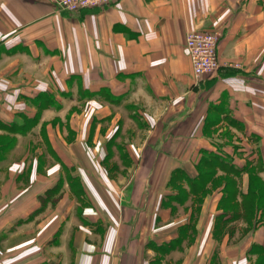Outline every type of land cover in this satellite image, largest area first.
Returning a JSON list of instances; mask_svg holds the SVG:
<instances>
[{
	"label": "crops",
	"instance_id": "1",
	"mask_svg": "<svg viewBox=\"0 0 264 264\" xmlns=\"http://www.w3.org/2000/svg\"><path fill=\"white\" fill-rule=\"evenodd\" d=\"M132 146L143 198L101 183ZM0 264H264V0H0Z\"/></svg>",
	"mask_w": 264,
	"mask_h": 264
},
{
	"label": "rangeland",
	"instance_id": "2",
	"mask_svg": "<svg viewBox=\"0 0 264 264\" xmlns=\"http://www.w3.org/2000/svg\"><path fill=\"white\" fill-rule=\"evenodd\" d=\"M137 138H139V132H133L132 139L135 140ZM127 150L130 151L131 156L129 158H128V152H125ZM155 150L156 148L151 149L146 147L139 149L138 147L132 146L130 149L126 148V150L124 151L123 147H117L113 156L111 155L109 157L110 159L108 163L101 164L99 167L101 177H104L105 180L104 181L101 178V183L105 187H109V185H115V187L117 188V187H123L125 183H127L130 179L131 182L130 185L128 186V188H130V191L132 193L140 192L139 196L140 198H143L144 194L140 191V185H143L144 174L149 173L151 169V158ZM106 176H108V179L106 178ZM106 182L108 184H106ZM121 197L122 195L118 197V194L116 196L117 199H120ZM137 197L138 196L133 195L132 198L133 207H135L134 205L138 203ZM78 202H80L84 206L90 203L89 198L86 196H84L83 199L79 197ZM134 214L135 212L132 211L131 222L134 218Z\"/></svg>",
	"mask_w": 264,
	"mask_h": 264
},
{
	"label": "built area",
	"instance_id": "3",
	"mask_svg": "<svg viewBox=\"0 0 264 264\" xmlns=\"http://www.w3.org/2000/svg\"><path fill=\"white\" fill-rule=\"evenodd\" d=\"M61 12H77L108 5L115 0H50ZM221 33L190 30L186 48L196 77H214L219 70L218 45ZM238 67V65H236Z\"/></svg>",
	"mask_w": 264,
	"mask_h": 264
},
{
	"label": "trees",
	"instance_id": "4",
	"mask_svg": "<svg viewBox=\"0 0 264 264\" xmlns=\"http://www.w3.org/2000/svg\"><path fill=\"white\" fill-rule=\"evenodd\" d=\"M194 187L196 188V187H197V185L193 184V188H192V189H193V191H194V189H195ZM249 208H250V211H249V212H247V215H250V214L252 215L254 211L252 210L253 208H252L251 204H250V207H249ZM251 215H250V216H251Z\"/></svg>",
	"mask_w": 264,
	"mask_h": 264
}]
</instances>
